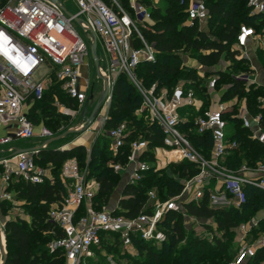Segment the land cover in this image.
<instances>
[{
	"label": "built area",
	"instance_id": "1",
	"mask_svg": "<svg viewBox=\"0 0 264 264\" xmlns=\"http://www.w3.org/2000/svg\"><path fill=\"white\" fill-rule=\"evenodd\" d=\"M69 1L75 3L77 12L69 10L60 0H0V129L7 132L0 136V204L8 197L6 187L13 175L32 184L54 182L51 170L36 164V156L66 136L45 126L37 128L28 116L29 100H41L56 83L69 99L84 109L90 101L89 91L93 97L89 70L90 63L94 64L90 47L95 35L98 76L104 85L101 97L108 88L105 106L111 104L116 80L124 76L141 97L135 114L137 119L157 126L163 141V146L156 148H151L149 142L141 138L130 141L128 164L115 165L114 172L121 175L127 185H136L146 173L166 170L172 164L187 162L198 172L181 180V193L168 200L162 201L156 189L149 191L145 208L138 216L130 218L116 214L119 207L96 210L97 181L86 179L76 157L67 159L60 172L67 195L61 203L52 205L48 214V222L56 225L64 236L53 239L52 247L62 251L65 264H86L87 259L117 244L128 248L135 238L145 243H162L165 239L162 224L172 212L180 213L185 224L190 222L198 228L193 227L198 236L211 241L214 233L187 214L186 204H199L207 198L210 208L241 210L247 201L248 188L264 192V162L254 167L243 162L237 170L226 167L227 158L238 145L230 139L232 129L225 119L231 106L216 93L220 75L208 79L211 104L191 123L189 118L199 113L203 103L192 89L186 88L185 82L168 90L158 89L156 85L147 88L139 79L140 66L155 63L158 56L154 44L142 32L150 26L152 7L139 0H126L129 9L120 4L124 0ZM247 7L249 17L264 15V0H249ZM209 18V9L203 0H188L184 25L196 23L203 30ZM263 40L264 27L258 31L241 24L232 46V51L237 52L236 59L251 62L252 46L264 48ZM84 68L89 72L87 78L83 76ZM227 69L219 72H227ZM251 71L255 73L256 68L250 66L248 72L232 78L243 82L246 88L260 86ZM258 101L264 108V98ZM240 109L250 138L264 147L260 115L249 113L246 100ZM105 110L106 123L109 109ZM190 133L212 139L208 156L193 145ZM131 134L127 122L108 131L113 155L127 145ZM57 138L60 139L48 144ZM31 142L34 144L28 148L22 146ZM59 150L68 149L64 145ZM259 225L254 217L248 226L240 228L239 243L228 264H248L264 250V232L256 230ZM211 226L216 232V224ZM5 231L6 223L0 220V264L7 255Z\"/></svg>",
	"mask_w": 264,
	"mask_h": 264
},
{
	"label": "trees",
	"instance_id": "2",
	"mask_svg": "<svg viewBox=\"0 0 264 264\" xmlns=\"http://www.w3.org/2000/svg\"><path fill=\"white\" fill-rule=\"evenodd\" d=\"M161 1L164 2V8L161 9L153 6L151 0L140 1L146 6L152 7L153 24L147 29H142V32L158 51L155 63L142 64L138 70V76L143 85L147 88L156 85L158 89L172 90L182 79L186 83V88L192 89L203 103L199 113H194V116L189 118V122L192 123L195 116L208 109L210 98L207 91L208 79L214 75H220L216 89L221 84L228 85L222 101L226 102L235 97L242 100L245 97L249 113L252 116L260 115V126L264 130V108L258 101L260 97H264V89L261 90L256 86L246 88L243 82L235 81L232 78L235 74L249 71L247 63L237 60L235 57L237 52L232 51L239 26L246 24L259 31L264 27V15L255 18L249 17L247 7L249 0H203L209 9L210 18L207 30H202L196 23L190 26L184 25L188 0ZM123 4L128 7L127 1H124ZM180 53L189 54L199 66L206 69L204 77H201L195 68L182 67ZM223 57L226 61L231 62L228 71L214 72L213 69L219 65ZM261 57L264 66V56ZM53 90H55V96L49 95V90H47L41 100L34 102L32 99L29 100L28 116L37 128L40 125L37 126L36 111L38 109L36 106L44 99L49 100L54 96L55 99L63 101L66 98L68 108L71 109L75 106V102L66 96L59 84L55 85ZM140 105L141 97L136 89L124 76H120L113 88L112 101L108 110L109 119L105 124L106 131H109L119 124L127 122L132 130L131 136L126 140L127 145L119 150L118 154L113 155L110 151L109 139L97 140L88 153L82 146L60 151L59 148L65 145V138L48 149L42 150L36 156V164L42 168H49L54 182L47 181L43 184L22 182L16 185L20 192V198L28 202L27 210L30 222L23 219L7 221L5 231L6 264H61L64 262L61 250L55 249L52 252L53 256H49L48 250L41 246L50 240L64 236L56 225L48 222V214L51 206L61 203L67 195L60 181L61 168L67 159L76 157L83 169L81 165L83 156L88 160V168L95 167L92 172L89 170L86 179L97 181L99 190L94 199V207L96 210L102 211L108 207L117 188L116 178L118 179L119 175L114 172L113 167L118 164L123 166L128 164L130 155L128 143L141 138L148 141L151 148L163 146L158 127L150 126L143 119L136 118L135 111L140 108ZM54 107L57 106L54 105ZM54 107L49 102L48 110L43 108L42 112L46 118H49V122L57 123V119H62L63 115L53 112ZM41 126L60 134L48 124ZM233 129L234 132L230 135V139L237 143L238 148L227 158L226 167L237 170L243 162H247L250 167L264 162V147L252 140L244 127L238 128L235 125ZM189 138L199 151L208 156L212 147V139L209 136L190 133ZM100 156L103 157L101 161H99ZM167 169L173 176L166 174L165 170L150 171L138 184H125L116 214L130 218L138 216L147 204L149 191L156 189L162 201L168 200L181 193V179L191 178L198 172L192 164L187 162L172 164ZM57 174L58 176H56ZM246 193L247 201L241 210L210 208L207 198L199 204L190 203L184 206L189 216L199 220L206 229L214 233L211 241L198 236L193 228L189 229L180 213L172 212L167 215L162 224L165 239L158 248L156 243H145L138 238L133 240L137 250L145 254V259L141 264H182L186 255L200 258L203 262L216 259L209 264H228L235 254L233 240L237 229L242 223L253 219L259 212L264 211V192L258 188L250 187ZM1 204V209L4 210L5 205ZM212 223L216 224V232L211 226ZM258 232H264V219L260 222ZM109 250H112V247L107 248L106 251ZM263 260L264 250L259 251L248 264H261Z\"/></svg>",
	"mask_w": 264,
	"mask_h": 264
},
{
	"label": "rangeland",
	"instance_id": "3",
	"mask_svg": "<svg viewBox=\"0 0 264 264\" xmlns=\"http://www.w3.org/2000/svg\"><path fill=\"white\" fill-rule=\"evenodd\" d=\"M60 1L63 2L65 6L72 12H77L76 5L73 1H69V0H60ZM124 1L120 2V4L122 5L123 8L129 9L130 4H128V7H126L123 4ZM139 1H145V0H139ZM151 2L153 6L159 7L160 9L164 8V2H162L161 0H151ZM83 35L87 39V36L85 34ZM99 50H100V46H99ZM189 58H191L189 54L180 53V60H181L182 67L186 68V64ZM261 70L262 72L260 73L264 75V66L261 67ZM89 72L88 73L90 74L91 88L94 86V93H95V100L89 101L88 103L89 111L91 112L98 101L97 99L98 91L100 90L101 86H104V85L98 76L95 64H93L92 62L90 63ZM87 77L88 76H85V78ZM182 82L183 80L180 79L177 85ZM55 85L56 83L53 84L54 86L53 88L49 89V92H48L49 95L50 94H53L54 96L56 95L55 90H53L55 88ZM224 87H226V84H221L217 90H221ZM103 88L104 87H102L101 89L100 95L103 93V90H104ZM257 88L263 90L264 85H260V86L257 85ZM54 96L49 100L44 99L42 103L37 104L36 106V108L38 109L36 111L37 112L36 113L37 114V126L48 124L53 128L54 131L60 132V134L67 133L66 135L67 137H66V140L64 141V144L70 145V149L79 147L81 145L80 143L79 145H73V143L79 142V141L84 142L82 147L85 148L87 153L91 151L92 146L94 145L95 142H97V140L102 141L103 139L105 140L108 139V131H106L107 128L105 127L106 123H103L102 125V117L105 115V111H106L105 108L108 110L111 104L109 105V107H106L104 104L103 106L104 108L101 111V115L97 118V120L92 125L88 126L87 121L86 120L84 121V118L82 116L83 108L79 104L75 103L74 104L75 106L70 109L66 105V100H65L66 98H64L63 101H59L58 99H55ZM89 98H90V94H89ZM260 98L263 99L264 97H260ZM231 100L232 99H228V101H231ZM242 100H246V98L244 97V99ZM49 102L53 105V107L54 105L57 106V107H54L55 110L51 109L53 112L60 113L63 115L62 119H57V123H55L54 121L49 122V118H46L42 112L43 108H46V110H48L47 106ZM210 104H211V101L209 98V106ZM239 104H242V102H240ZM239 104L232 105V107L229 110V113H227L228 115L225 116L226 120L229 123L230 129H232L230 130L231 133L234 132L233 128L235 127V125H237L238 128L244 127V120L242 118L243 113L241 109L239 108L240 106ZM136 112L137 111H135V114ZM52 122L55 123L56 125L53 124ZM49 123H52V124H49ZM80 128H83V129L79 130ZM102 159L103 157L100 156L99 161H101ZM87 162H88L87 158L82 156L81 165L83 169L81 170H82V173L85 174L86 177H87V173H89V170L92 172L93 168H95V167L88 168ZM165 173L170 176H173L171 175V172L168 169L165 170ZM56 176H58V174ZM175 177L177 178V176ZM121 178H122V181L120 182ZM181 180L180 182H182ZM22 182H25L24 179L22 178H18L17 176H14V175L11 177V181L6 187V195L8 197L2 201V203H4L5 205L4 210L1 209L2 204H0V220L2 222L6 223L7 221H16L18 219L28 220L30 222V216L27 210L28 202L20 198V192L16 186L18 183H22ZM116 183H117V188L115 189L111 197V200H110V203L107 209H113L118 204V200L121 197L122 188L125 185L123 181V177L121 175H119L118 179L116 178ZM250 221L251 219L247 222L242 223L240 227L237 229L236 236L233 240L234 248H236L239 243V239L236 237L240 233V228L242 226H248ZM186 225L187 227H189V229H192L193 227L198 229L196 226H194L190 222L187 223ZM52 243H53V240H50L49 242L44 243L41 246L45 248V250H48L47 254L49 256H53L52 252L54 248L52 247ZM161 244L162 243H156L157 248ZM144 256L145 254H142L141 252H139L137 250V247L134 246V244H132L128 248H125L124 246H120L119 244H117L115 247L112 248V250L99 253L98 255H95L92 258L87 259L86 264H141L142 261L145 259ZM215 260H216L215 258L212 259L213 262ZM212 261L208 260V261L203 262L201 261L200 258L186 255L182 264H209ZM61 264H65V263L62 262Z\"/></svg>",
	"mask_w": 264,
	"mask_h": 264
},
{
	"label": "crops",
	"instance_id": "4",
	"mask_svg": "<svg viewBox=\"0 0 264 264\" xmlns=\"http://www.w3.org/2000/svg\"><path fill=\"white\" fill-rule=\"evenodd\" d=\"M153 24V20L151 19V21H150V25H152ZM203 30H207V26H206V28H203ZM264 41V40H263ZM254 47L255 46H252V59H251V62H246L247 63V66H249L248 68H250V66H253V67H255L256 68V72L254 73L253 71H251V76L252 77H254L255 79H257L258 81H259V83L261 84V85H264V75H262L260 72H262V70H261V67L263 66V63H262V61H261V59H262V57L261 56H264V48L263 47H260L259 46V48L258 49H254ZM254 50H256V51H254ZM231 65V62L229 61V63H227V61L226 60H221V62L219 63V65L218 66H216L214 69H213V71L214 72H219V71H221L222 69H225V68H229V66ZM186 67H188V68H195V69H197L198 70V73H200V74H202L201 75V77H204V71L206 70V69H204V68H202L201 66H199L198 65V63H197V61L195 60V59H193V58H189L188 59V61H187V64H186ZM85 71V72H84ZM227 71H228V69H227ZM87 69L86 68H84L83 69V76L85 77V76H87ZM90 77V76H89ZM208 82V81H207ZM102 87L103 86H101V88H100V90L98 91V95H97V99H99L100 97H101V95H100V92H101V89H102ZM257 87V86H256ZM228 89V85H226V87H224L223 89H221V90H216V93H217V95L222 99V97H223V94H224V91H226ZM264 89V88H263ZM93 97H92V95H90V101H92V100H95V93H94V86H93ZM90 92L91 91H89V94H90ZM197 97V96H196ZM95 102V101H94ZM98 102V101H97ZM240 102H242V104H243V100H239V98L238 97H235L234 99H232L231 101H227V104L229 105V106H231L232 107V105H235V104H239ZM242 104H239L240 106H239V108H241L242 107ZM242 111V110H241ZM92 112V111H91ZM90 111L88 112V115H90V113H91ZM105 114H106V111H105ZM101 115V114H100ZM99 115V116H100ZM82 116H83V114H82ZM98 116V117H99ZM105 116V115H104ZM104 116L102 117V125H103V123H105V120H104ZM84 118V117H83ZM86 119L84 118V121H85ZM87 121V120H86ZM41 127H44V126H40L39 128H41ZM82 130V129H81ZM7 132L2 128V129H0V136H3V135H5ZM232 134V133H231ZM67 137V136H66ZM35 143L37 142V140H35L34 141ZM34 142L32 143H26V144H23L22 146L23 147H25V148H28V147H30V146H32L33 144H34ZM79 143L81 144L80 146H82L83 144H84V142H82V141H79V142H75V143H73V145H79ZM28 145H30V146H28ZM18 147H19V145H18ZM66 149H70V145H66ZM123 181H125V180H123ZM120 199H121V197H120ZM120 199L118 200V204H119V201H120ZM118 204L114 207V208H117L118 207ZM113 208V209H114ZM255 218L259 221V222H262L263 221V219H264V211H262V212H259L256 216H255ZM260 228V225H259V227L256 229L257 231H258V229ZM236 238H238V235H237V237ZM261 264H264V260L261 262Z\"/></svg>",
	"mask_w": 264,
	"mask_h": 264
},
{
	"label": "water",
	"instance_id": "5",
	"mask_svg": "<svg viewBox=\"0 0 264 264\" xmlns=\"http://www.w3.org/2000/svg\"><path fill=\"white\" fill-rule=\"evenodd\" d=\"M53 1H56V0H53ZM97 46H98V41H97V37L95 35H93V42L91 44V47H90V51H91V57L94 61V64L96 66V69H97V73L99 75V71H98V58H97ZM107 95H108V88L106 89V91L104 92L103 96L101 97V99L96 103V105L94 106L92 112L90 113V115H88V112H89V107H88V104L84 107L83 109V117L87 120V124L88 126L92 125L98 118V116L101 114V111L102 109L104 108V103H105V100L107 98ZM66 134H64L63 136H66ZM60 138H57L55 140H52L50 142H48V144H51L57 140H59ZM7 223V222H6ZM6 260H7V255L4 259V262L3 264H6Z\"/></svg>",
	"mask_w": 264,
	"mask_h": 264
},
{
	"label": "bare ground",
	"instance_id": "6",
	"mask_svg": "<svg viewBox=\"0 0 264 264\" xmlns=\"http://www.w3.org/2000/svg\"><path fill=\"white\" fill-rule=\"evenodd\" d=\"M82 129H83V128H82ZM79 130H81V128H80Z\"/></svg>",
	"mask_w": 264,
	"mask_h": 264
}]
</instances>
